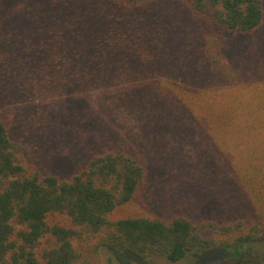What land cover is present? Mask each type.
Masks as SVG:
<instances>
[{
    "label": "trees",
    "instance_id": "obj_1",
    "mask_svg": "<svg viewBox=\"0 0 264 264\" xmlns=\"http://www.w3.org/2000/svg\"><path fill=\"white\" fill-rule=\"evenodd\" d=\"M263 20L264 0H0V264H93L101 250L171 263L216 251L232 264L264 263L262 224L116 216L149 170L171 176L177 196L189 174L157 148L148 167L106 135L75 134L61 122L67 114L52 110L129 82L122 96L147 115L151 137L187 127L204 135L209 162L186 178L191 200L176 207L217 204L264 218V81L255 51L230 59L225 37L255 33ZM94 136L96 153L69 180L24 164L58 140L88 153Z\"/></svg>",
    "mask_w": 264,
    "mask_h": 264
},
{
    "label": "rangeland",
    "instance_id": "obj_2",
    "mask_svg": "<svg viewBox=\"0 0 264 264\" xmlns=\"http://www.w3.org/2000/svg\"><path fill=\"white\" fill-rule=\"evenodd\" d=\"M201 26L204 23L199 21ZM228 42V51L226 56L230 59L241 56L244 52L253 49L255 51V65L259 74L256 75L258 81H264V20L262 25L255 33L235 35H226ZM129 82L120 81L113 84L107 90H98L90 98L81 97L79 99H62L52 104L53 113L61 116L66 113L69 120L61 121L64 124L72 122L75 134L96 132L99 135L108 137L118 147L128 150L134 154L141 155L146 165L153 163V148L157 152L168 155L175 162L177 170L187 172L186 177L181 173L182 185L178 188L181 192H176L173 178L160 177L159 170L148 171V179L140 190L138 197L128 206L117 211L116 216H143L153 215L155 217L169 220L177 215L186 216L192 223L201 222H235L242 221L247 224H262L264 218L258 217L248 208H224L217 204H208L196 212L193 210L177 208L178 201L183 198L191 200L189 192L185 193L190 185L186 183V178L194 180L201 174V167L209 162L204 155L203 145L204 135L195 128H185L175 130L174 132L164 131L163 134L152 136V129L145 131L147 124V115L139 110L127 106L122 94L127 89ZM122 102H119L118 99ZM83 112V113H82ZM86 117L85 125H81L82 117ZM63 119V118H62ZM170 120V119H169ZM76 122V126L74 124ZM69 124V123H68ZM81 126V128H80ZM81 129V132L79 130ZM69 135V134H67ZM9 136L15 141L22 139V133L18 128L9 130ZM98 141L95 136L87 138L86 143L92 147L88 153H83L75 149L68 148L63 140H58L55 145L45 148L48 155L44 159L32 158L24 160V164L37 170L47 171L58 177L60 180H69L72 176L79 174L86 168L90 158L96 153ZM47 147V146H46ZM51 160H48L50 159ZM170 160V159H168ZM167 160V161H168ZM164 161L158 159L156 166L158 169L163 167ZM176 170V171H177ZM182 192L183 195H182ZM177 196V197H176ZM181 199V200H180ZM51 220L69 226L68 221L61 216H54ZM122 254V255H121ZM119 253L118 255L109 250H101L98 256L93 260V264H232L229 256L222 252H210L204 256L192 255L191 259H184L177 263H171L162 258H151L148 260L134 259L128 253ZM192 261V262H191ZM251 264H264L255 262Z\"/></svg>",
    "mask_w": 264,
    "mask_h": 264
}]
</instances>
